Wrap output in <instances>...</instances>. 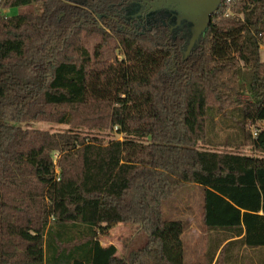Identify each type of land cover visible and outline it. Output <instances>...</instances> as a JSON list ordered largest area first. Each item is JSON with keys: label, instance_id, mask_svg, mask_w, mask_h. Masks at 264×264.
I'll return each mask as SVG.
<instances>
[{"label": "trees", "instance_id": "1", "mask_svg": "<svg viewBox=\"0 0 264 264\" xmlns=\"http://www.w3.org/2000/svg\"><path fill=\"white\" fill-rule=\"evenodd\" d=\"M143 1L0 0V264H184L182 185L205 264H264V0L222 2L186 55L190 24L126 15ZM119 223L145 235L122 256L100 245Z\"/></svg>", "mask_w": 264, "mask_h": 264}, {"label": "rangeland", "instance_id": "2", "mask_svg": "<svg viewBox=\"0 0 264 264\" xmlns=\"http://www.w3.org/2000/svg\"><path fill=\"white\" fill-rule=\"evenodd\" d=\"M149 8L150 6L146 8L141 6L138 8L136 7V4L134 5V3H132L126 8V15L128 17L132 16L136 18L142 17L145 16L147 12L151 11ZM16 11L17 10L15 8H5L1 10V12L5 15L14 14ZM98 40L99 38L95 34L83 37L81 41V49L85 60H89L91 58L92 48ZM259 53L261 60L264 62V44H261ZM103 57L109 60L122 58L120 49L114 38H109L107 46L103 49ZM27 126L48 131H57L66 128V125L45 121L30 122ZM260 126L264 127V123L260 124ZM112 137L119 138V135L113 134ZM240 152L252 154V151L246 147L242 148ZM201 204L202 192L200 187L196 185H185L184 187L182 185L163 203V218L179 219L185 223L184 230L181 235L185 251L184 264H205L203 260H200L197 252L192 250L198 249L205 239L204 227L200 217L202 209ZM111 234L114 238V244L117 247V254L119 256L124 255L128 249L142 246L145 241L144 233L138 232L136 230V226L132 223H119L112 229Z\"/></svg>", "mask_w": 264, "mask_h": 264}, {"label": "water", "instance_id": "3", "mask_svg": "<svg viewBox=\"0 0 264 264\" xmlns=\"http://www.w3.org/2000/svg\"><path fill=\"white\" fill-rule=\"evenodd\" d=\"M223 0H153L149 10L166 8L175 16V24L181 21L190 24V37L185 55L189 52L201 32L208 26L211 14L219 7ZM155 6V7H154ZM156 8V9H157Z\"/></svg>", "mask_w": 264, "mask_h": 264}, {"label": "crops", "instance_id": "4", "mask_svg": "<svg viewBox=\"0 0 264 264\" xmlns=\"http://www.w3.org/2000/svg\"><path fill=\"white\" fill-rule=\"evenodd\" d=\"M264 123V121H261V122H259V124H263ZM187 222V221H186ZM118 225V224H117ZM116 226V225H115ZM115 226H113L112 228H111V230H110V235L109 236H106V237H104V238H102L101 240H100V245L101 246H107V245H109V244H113L115 247H116V245L114 244V238H113V236H112V234H111V231H112V229L115 227ZM117 248V247H116ZM194 252H197V254H198V257L200 258V260H203L204 261V254H205V239L203 240V242L201 243V245L199 246V248L198 249H192ZM184 253H185V251H184Z\"/></svg>", "mask_w": 264, "mask_h": 264}, {"label": "flooded vegetation", "instance_id": "5", "mask_svg": "<svg viewBox=\"0 0 264 264\" xmlns=\"http://www.w3.org/2000/svg\"><path fill=\"white\" fill-rule=\"evenodd\" d=\"M152 1H153V0H144V1H143L144 8L149 7V6H150V3H151ZM150 7H151V6H150Z\"/></svg>", "mask_w": 264, "mask_h": 264}, {"label": "built area", "instance_id": "6", "mask_svg": "<svg viewBox=\"0 0 264 264\" xmlns=\"http://www.w3.org/2000/svg\"><path fill=\"white\" fill-rule=\"evenodd\" d=\"M224 1L228 2L229 0H223L222 2H224ZM19 264H36V263H34V262H23V263H19Z\"/></svg>", "mask_w": 264, "mask_h": 264}]
</instances>
